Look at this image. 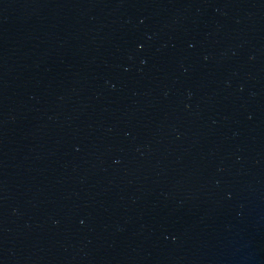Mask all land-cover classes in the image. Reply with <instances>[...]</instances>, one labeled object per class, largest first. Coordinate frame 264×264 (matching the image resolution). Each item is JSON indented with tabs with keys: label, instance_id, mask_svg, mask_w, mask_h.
Returning a JSON list of instances; mask_svg holds the SVG:
<instances>
[{
	"label": "water",
	"instance_id": "95a60500",
	"mask_svg": "<svg viewBox=\"0 0 264 264\" xmlns=\"http://www.w3.org/2000/svg\"><path fill=\"white\" fill-rule=\"evenodd\" d=\"M0 264H264V0H0Z\"/></svg>",
	"mask_w": 264,
	"mask_h": 264
}]
</instances>
